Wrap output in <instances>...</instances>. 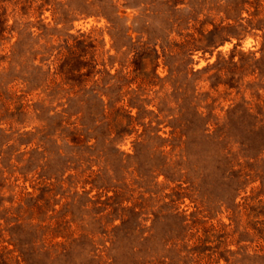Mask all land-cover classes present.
<instances>
[{"label": "rangeland", "instance_id": "1", "mask_svg": "<svg viewBox=\"0 0 264 264\" xmlns=\"http://www.w3.org/2000/svg\"><path fill=\"white\" fill-rule=\"evenodd\" d=\"M89 1L0 0V264L20 247L31 264H264V155L210 136L264 102L257 73L223 74L260 56L264 0H111L109 19ZM84 233L85 252L35 255Z\"/></svg>", "mask_w": 264, "mask_h": 264}, {"label": "trees", "instance_id": "2", "mask_svg": "<svg viewBox=\"0 0 264 264\" xmlns=\"http://www.w3.org/2000/svg\"><path fill=\"white\" fill-rule=\"evenodd\" d=\"M173 0H168L167 2H171ZM91 6L95 7V10H91L89 14L92 15H103L106 16V8L108 6H112L111 0H91L88 2ZM108 18V16H106ZM109 19V18H108ZM264 19V18H263ZM263 19H260L256 22V24H253L252 21H249V26L257 29H263L264 30V22ZM227 29V26H220V25H214L213 29L209 30L206 34L203 33V30L201 29L200 35L201 36H206L208 35L209 37H214L215 34H217L220 31H225ZM219 35H221L219 33ZM189 36V35H188ZM264 37V35H263ZM219 42H223L225 38L223 36H219ZM203 40V39H202ZM196 41L194 38L192 41L188 42L186 41L185 45L189 43H193ZM200 41V40H197ZM213 47L217 46L213 42L212 44ZM237 49V45L233 48L232 52H234ZM241 53V57L239 61H233L234 54L230 56V59L228 61V64H231V68L229 70H226L223 74L225 75V81L227 85L230 87H233V83H239V80L242 79L244 75H247L246 73H257L260 76V83H255L253 86L256 87L255 90L253 91V96L256 98V100H261V91H264V81L262 82V78L264 77V41L262 43V46L260 48V56L258 58L254 57L253 52H249L248 56L244 57L243 55L245 54L244 52H239ZM142 54H136L135 56H141ZM252 55V57H251ZM218 64V63H217ZM209 67H205L203 69H207ZM222 71L221 68L217 69V72L220 74ZM238 74V79L234 80V77ZM221 75L218 77L220 78ZM230 81V82H229ZM236 81V82H235ZM237 83V84H238ZM250 85V84H249ZM238 87V86H237ZM249 89H252V86L249 87ZM246 101H241L240 103L233 105L232 107L229 108V110L226 112V116L223 118L222 123H219L217 118L213 121L214 124L217 126V129L212 133L210 136L212 139H216V143H220L221 141L225 140L224 142H229L228 140L234 142V140H237L236 142L240 143L243 147V151L246 152L247 155L245 157L250 160V159H256L260 162V156L263 154L264 155V102L263 104H258L256 103L254 105V110L252 107L247 106ZM129 120L133 119L131 115L127 114ZM207 121V120H206ZM207 124V122H206ZM205 129V128H204ZM206 130V129H205ZM232 130V131H231ZM73 142L75 145H79L83 147V140L80 137H75L73 136L70 140ZM220 150V148H219ZM83 153V151H82ZM227 155H224L225 161V166L230 164L229 162V153L226 152ZM261 162L264 166V159H261ZM240 165V164H239ZM232 169V166L229 165ZM229 166L227 167L229 169ZM161 173V170L158 174ZM229 174L233 176L234 185H241L247 181V176L248 173H243L242 171L238 170H230ZM257 176L259 177L261 181V186L264 188V174H262L261 170L256 171ZM52 189H47L46 192H50ZM117 196L113 198L115 200ZM110 199V198H109ZM48 202V200H47ZM97 203V202H96ZM117 228V226L113 227ZM64 229V228H62ZM111 234L113 235V231H111ZM87 234H81L79 237H76L75 239H70V241L67 244H61L58 247H55L53 251L49 250H44L43 251H37L36 252V257L38 260H50L51 257L52 260H58V258L65 256L68 251H77L78 248L81 249L83 252L87 249L86 246L82 243L88 241V237H86ZM20 253V256L22 258V262L24 264H31L33 263L31 260H29L28 255L26 257V254L29 253L30 249L25 248V247H20L18 250ZM94 250L90 249L88 251V257L87 259H90L91 257H98L96 253H92ZM47 258V259H46ZM80 259L77 256H74V261ZM88 261V260H87ZM89 264H92V261H88ZM146 263V262H141V264ZM138 264L139 261H138Z\"/></svg>", "mask_w": 264, "mask_h": 264}]
</instances>
